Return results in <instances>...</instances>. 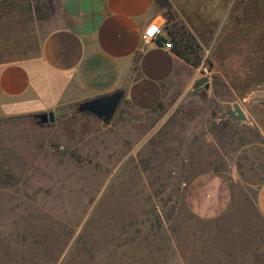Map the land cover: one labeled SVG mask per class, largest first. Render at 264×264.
Instances as JSON below:
<instances>
[{"label":"rangeland","instance_id":"1","mask_svg":"<svg viewBox=\"0 0 264 264\" xmlns=\"http://www.w3.org/2000/svg\"><path fill=\"white\" fill-rule=\"evenodd\" d=\"M168 1L159 24L210 89L121 104L109 124L81 104L44 126L0 120V264H264L255 191L231 181L213 219L187 204L197 176L232 179L238 150L264 141V0ZM56 15L0 0V64L38 56Z\"/></svg>","mask_w":264,"mask_h":264},{"label":"crops","instance_id":"2","mask_svg":"<svg viewBox=\"0 0 264 264\" xmlns=\"http://www.w3.org/2000/svg\"><path fill=\"white\" fill-rule=\"evenodd\" d=\"M54 1L56 21L39 55L0 64V120L55 113L115 92L122 93L119 105L148 112L188 92L200 78L174 47H166L167 34L144 44V31L159 24L157 0ZM229 175L205 173L190 183L187 204L193 213L203 219L221 215L235 181L255 191L264 218V141L238 150Z\"/></svg>","mask_w":264,"mask_h":264},{"label":"water","instance_id":"3","mask_svg":"<svg viewBox=\"0 0 264 264\" xmlns=\"http://www.w3.org/2000/svg\"><path fill=\"white\" fill-rule=\"evenodd\" d=\"M204 87L205 90L210 89V80L208 77H202L196 81L193 86V90H197ZM122 93L115 92L109 96L99 97L81 104V111L89 112L99 116L106 124H109L114 118L116 111L121 102ZM237 118L244 119L245 115L239 105H234V111H231L230 115ZM33 119L37 121L40 126L47 125L49 123H54L56 121V115L53 111L43 114H37L33 116Z\"/></svg>","mask_w":264,"mask_h":264},{"label":"built area","instance_id":"4","mask_svg":"<svg viewBox=\"0 0 264 264\" xmlns=\"http://www.w3.org/2000/svg\"><path fill=\"white\" fill-rule=\"evenodd\" d=\"M163 34H164V31H163L162 26L158 23H152L144 31L143 42L146 45H150L154 43L155 41H157L161 36H163ZM166 47L169 49L173 48L172 42L167 43ZM142 50H144V48ZM204 70L207 71L206 69Z\"/></svg>","mask_w":264,"mask_h":264},{"label":"trees","instance_id":"5","mask_svg":"<svg viewBox=\"0 0 264 264\" xmlns=\"http://www.w3.org/2000/svg\"><path fill=\"white\" fill-rule=\"evenodd\" d=\"M157 2H158L159 4H161L163 7H168V6H169V1H168V0H157ZM177 54H179V56H181L180 53H177ZM181 57H182L183 59H185L187 62H189L191 65H193L194 67L197 66L196 64L190 62V60H187V59L184 58L183 56H181Z\"/></svg>","mask_w":264,"mask_h":264}]
</instances>
